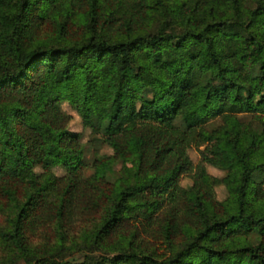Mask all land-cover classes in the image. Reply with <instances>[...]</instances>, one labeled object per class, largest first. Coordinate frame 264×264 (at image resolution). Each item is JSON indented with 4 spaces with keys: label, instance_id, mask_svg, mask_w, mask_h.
I'll use <instances>...</instances> for the list:
<instances>
[{
    "label": "trees",
    "instance_id": "1",
    "mask_svg": "<svg viewBox=\"0 0 264 264\" xmlns=\"http://www.w3.org/2000/svg\"><path fill=\"white\" fill-rule=\"evenodd\" d=\"M21 191L0 231L6 264H264V0H0V198ZM48 191L59 222L75 196L100 213L83 262L62 256L63 238L28 247L27 209Z\"/></svg>",
    "mask_w": 264,
    "mask_h": 264
},
{
    "label": "rangeland",
    "instance_id": "2",
    "mask_svg": "<svg viewBox=\"0 0 264 264\" xmlns=\"http://www.w3.org/2000/svg\"><path fill=\"white\" fill-rule=\"evenodd\" d=\"M43 32L45 31L43 30ZM104 90L105 86L104 84H101L100 92L98 93L96 100L97 109H99L104 103ZM216 103V99L212 98L211 104L215 105ZM60 107L61 110L68 116L67 129L73 133L79 134L78 141L85 145L90 138V131L83 127L79 116L72 109L69 103L63 102ZM93 151L94 150L90 148L86 149L84 153L85 159L88 163V165L83 169L85 176H89L93 173V168L91 167L92 158L95 155V152ZM97 154L99 156L111 155L112 150L106 145L99 146ZM188 154L193 164H197L199 162L200 156L197 148L191 147L188 150ZM126 162L128 163V160ZM120 166L121 163L117 162L115 170H118ZM206 169L208 173L213 176L221 177L223 175V172L215 167L207 166ZM37 172H40V170L37 169ZM52 172L58 177H61L66 173L60 166L53 168ZM191 174L192 173L183 175L179 180V185L183 187L191 185ZM40 179H43V176H41ZM43 194H45V192H42L40 195V201L36 206H29L27 209V222L22 227V231L25 235L28 247L50 253L51 251H55L63 238V244L65 246H69L70 249H64L62 256L64 258H73L76 262H83V234L98 221L100 213L96 212L91 215L83 213L77 205V198L75 196V199L73 197L72 200L68 201V204L65 203L66 207L70 211V214L65 212L63 220L59 222V217L56 215L59 214V207L61 204L59 194L52 193L50 191H48L45 195ZM225 194V188L222 185L216 186L215 195L217 199H223ZM24 201L25 197L23 196V191H21V195L19 194L14 201L0 198V231L10 230L12 228V220ZM151 230L154 231V229H148V231H146L151 234L146 237L152 241L160 242L158 235L153 233ZM8 244L9 243H5L0 237V264H6V259L12 253L10 245ZM23 263V261L18 262V264Z\"/></svg>",
    "mask_w": 264,
    "mask_h": 264
}]
</instances>
